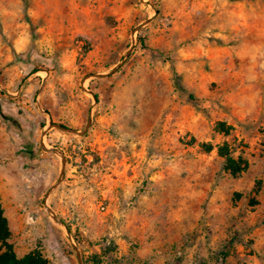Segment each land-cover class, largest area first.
Masks as SVG:
<instances>
[{
  "label": "rangeland",
  "instance_id": "obj_1",
  "mask_svg": "<svg viewBox=\"0 0 264 264\" xmlns=\"http://www.w3.org/2000/svg\"><path fill=\"white\" fill-rule=\"evenodd\" d=\"M0 204L50 264H264V0H0Z\"/></svg>",
  "mask_w": 264,
  "mask_h": 264
},
{
  "label": "trees",
  "instance_id": "obj_2",
  "mask_svg": "<svg viewBox=\"0 0 264 264\" xmlns=\"http://www.w3.org/2000/svg\"><path fill=\"white\" fill-rule=\"evenodd\" d=\"M34 72H38L34 70ZM204 152L210 153L213 148L210 145H203ZM219 155L224 158V170L234 176L240 177L244 174L249 166L248 161L240 156L235 157L228 149L227 145L219 148ZM71 232V228L67 227ZM93 264H101V259L98 255H94ZM0 264H50L48 260L39 252L32 251L23 257H19L15 251L14 245L11 243V230L8 219L4 214V210L0 204ZM87 264V263H86Z\"/></svg>",
  "mask_w": 264,
  "mask_h": 264
},
{
  "label": "crops",
  "instance_id": "obj_3",
  "mask_svg": "<svg viewBox=\"0 0 264 264\" xmlns=\"http://www.w3.org/2000/svg\"><path fill=\"white\" fill-rule=\"evenodd\" d=\"M21 26L22 25H18V27H19V30H21ZM23 27L24 26H22V29H23ZM22 33H23V31H22ZM91 60L92 59H89L88 57H86L84 60H83V62H82V64H84V65H90V62H91ZM75 61H76V57H75V55L73 56H70V57H62V59H59V62H58V64H59V68L60 69H66V70H68V71H70L73 67H74V63H75ZM75 72H78L77 70H75ZM37 72L36 73H34V74H32L29 78L31 79L32 78V80L34 79L33 77H36L37 76ZM50 75H51V72H50ZM3 173V179H2V181H3V183H7V182H9V173H5V171H3L2 172ZM5 179H7L8 181H6L5 182ZM6 216V218L8 219V222H9V226H10V230H11V232H12V223H11V220H10V218H9V216L8 215H5ZM11 243H12V240H11ZM13 244V243H12ZM14 245V244H13ZM14 248H15V246H14ZM15 251H16V249H15ZM16 253H17V251H16ZM28 254V253H27ZM18 255V254H17ZM26 255V254H25ZM25 255H23V256H25ZM19 256V255H18ZM23 256H19V257H23Z\"/></svg>",
  "mask_w": 264,
  "mask_h": 264
},
{
  "label": "water",
  "instance_id": "obj_4",
  "mask_svg": "<svg viewBox=\"0 0 264 264\" xmlns=\"http://www.w3.org/2000/svg\"><path fill=\"white\" fill-rule=\"evenodd\" d=\"M52 217H53V219H54L56 222L61 223V221H59L57 218H55L54 216H52Z\"/></svg>",
  "mask_w": 264,
  "mask_h": 264
}]
</instances>
